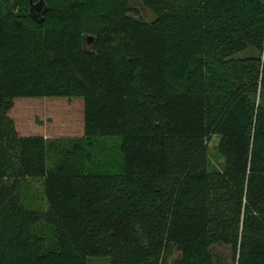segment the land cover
<instances>
[{
  "label": "trees",
  "instance_id": "obj_1",
  "mask_svg": "<svg viewBox=\"0 0 264 264\" xmlns=\"http://www.w3.org/2000/svg\"><path fill=\"white\" fill-rule=\"evenodd\" d=\"M31 2L0 0V264H162L168 249L218 264L220 246L264 264V0H45L38 22ZM20 98H82L86 140H120L121 172L71 152L48 170L56 147L14 133ZM215 135L224 172L208 168ZM29 179L46 213L23 206Z\"/></svg>",
  "mask_w": 264,
  "mask_h": 264
},
{
  "label": "rangeland",
  "instance_id": "obj_2",
  "mask_svg": "<svg viewBox=\"0 0 264 264\" xmlns=\"http://www.w3.org/2000/svg\"><path fill=\"white\" fill-rule=\"evenodd\" d=\"M133 17L150 20L146 10L134 4ZM87 48L92 43L87 42ZM247 54L239 56L245 59ZM260 103V100L258 101ZM18 138L41 137L56 147V152L49 154L47 168L54 170L63 163L66 152H71L73 160L80 170L111 171L120 173L123 168L121 142L118 139H94L85 137V102L82 98H20L13 101L8 113ZM220 137L212 136L208 146V168L210 172H224L226 159L220 153ZM19 196L24 207L29 210L46 213L49 210L44 180L29 179L20 184ZM35 234L45 239V250L55 245L53 230L46 222L35 227ZM175 249H168L162 264H173L178 258ZM216 260L221 264H235L234 255L229 247L215 249ZM89 264H111L109 259H91Z\"/></svg>",
  "mask_w": 264,
  "mask_h": 264
},
{
  "label": "water",
  "instance_id": "obj_3",
  "mask_svg": "<svg viewBox=\"0 0 264 264\" xmlns=\"http://www.w3.org/2000/svg\"><path fill=\"white\" fill-rule=\"evenodd\" d=\"M47 11V5L45 0H39L37 3L31 2V8H30V14L34 20L37 22L40 20V18L43 17V14ZM94 38L88 37L87 42L93 43ZM221 261H218V264H221Z\"/></svg>",
  "mask_w": 264,
  "mask_h": 264
}]
</instances>
